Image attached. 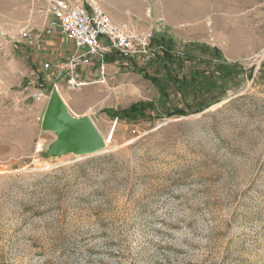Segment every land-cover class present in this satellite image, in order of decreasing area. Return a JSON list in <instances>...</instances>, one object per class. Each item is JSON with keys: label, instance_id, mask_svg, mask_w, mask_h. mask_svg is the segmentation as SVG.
Masks as SVG:
<instances>
[{"label": "rangeland", "instance_id": "obj_1", "mask_svg": "<svg viewBox=\"0 0 264 264\" xmlns=\"http://www.w3.org/2000/svg\"><path fill=\"white\" fill-rule=\"evenodd\" d=\"M97 1L138 35L165 34L177 50L218 48L236 79L179 92L170 76L215 70L207 52L179 72L121 62L105 82L63 83L71 113L90 116L112 142L53 154L58 136L41 122L51 92L44 58L22 35L45 34L48 0H0V264H264V0ZM139 101L157 111L138 121L105 113Z\"/></svg>", "mask_w": 264, "mask_h": 264}, {"label": "built area", "instance_id": "obj_2", "mask_svg": "<svg viewBox=\"0 0 264 264\" xmlns=\"http://www.w3.org/2000/svg\"><path fill=\"white\" fill-rule=\"evenodd\" d=\"M51 15L45 35L59 30L67 41L73 44V52L66 58H52L42 61L41 73L46 87H59L64 83L76 88L95 82H105L108 74V58L115 57L117 64L132 61L153 62L168 49L164 43H153L157 32L146 36L138 35L121 25L104 10L97 0H48ZM23 37L35 43L41 34L33 35L30 30ZM185 49L172 52L183 55ZM81 68H92L97 73L91 82L80 77ZM43 88V87H42ZM42 90L34 92L40 99ZM38 152L43 144H38Z\"/></svg>", "mask_w": 264, "mask_h": 264}, {"label": "trees", "instance_id": "obj_3", "mask_svg": "<svg viewBox=\"0 0 264 264\" xmlns=\"http://www.w3.org/2000/svg\"><path fill=\"white\" fill-rule=\"evenodd\" d=\"M153 43H164L166 45L168 51L160 56L158 62L162 64L164 68H167L168 71L172 70L179 72L182 66L186 65L188 62L193 65L202 64L206 62L205 56L207 52H209V57L219 60L213 63L215 69L213 72H209L206 69H199L197 66V68L193 71L191 70L189 74L184 73L183 77L177 76L178 74L170 76L169 81L174 84L179 92L184 90H193L199 93L211 92L219 86L218 82L220 79L227 81L236 79L235 77L238 73L237 65L225 61L224 63L223 60H221L223 55L218 48H214L212 49L213 51H210V48L204 44H190V46L188 45L189 47L185 48L184 54L180 56L172 52L175 49L176 41L171 40L165 34L157 33L153 37ZM135 70L143 73L147 79L157 84L165 98L166 91L155 76L148 74L146 70L141 67H135ZM169 73L171 74L172 72ZM157 108L158 106L152 101H139L123 109H105V113L112 119L119 118L128 121H138L147 119L149 116L153 115L157 111ZM162 109L163 111L166 110L169 116H183L186 114L185 109L182 107L166 108L162 106Z\"/></svg>", "mask_w": 264, "mask_h": 264}, {"label": "water", "instance_id": "obj_4", "mask_svg": "<svg viewBox=\"0 0 264 264\" xmlns=\"http://www.w3.org/2000/svg\"><path fill=\"white\" fill-rule=\"evenodd\" d=\"M48 88H51L50 102L41 122L58 136L53 143L52 153L89 155L103 150L106 147L105 137L92 118L88 115L80 117L73 115L59 90L52 86Z\"/></svg>", "mask_w": 264, "mask_h": 264}, {"label": "crops", "instance_id": "obj_5", "mask_svg": "<svg viewBox=\"0 0 264 264\" xmlns=\"http://www.w3.org/2000/svg\"><path fill=\"white\" fill-rule=\"evenodd\" d=\"M40 34L42 35V41H40L41 39H38V41L40 42L37 41L36 44H38V46L40 45V51H42V55L38 54L39 57L36 58L37 62H41L43 58L44 60L52 58H66L73 52V44L67 41L64 35L59 30H55V32L50 35L43 34V31H40ZM115 64V57L110 56L108 58V71L109 68L114 67ZM79 72L80 77L89 82H91L93 79H96L97 77L96 71H94L92 68H81ZM90 84L93 83H89L87 85Z\"/></svg>", "mask_w": 264, "mask_h": 264}, {"label": "bare ground", "instance_id": "obj_6", "mask_svg": "<svg viewBox=\"0 0 264 264\" xmlns=\"http://www.w3.org/2000/svg\"><path fill=\"white\" fill-rule=\"evenodd\" d=\"M107 137V136H106ZM110 137V136H109ZM109 137H107L106 139H105V145L106 146H110V143L112 142V138H110L109 139Z\"/></svg>", "mask_w": 264, "mask_h": 264}]
</instances>
